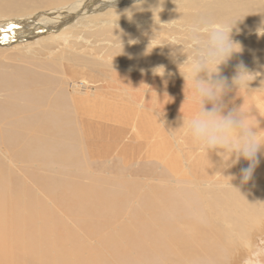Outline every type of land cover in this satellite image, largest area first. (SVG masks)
Returning a JSON list of instances; mask_svg holds the SVG:
<instances>
[{
	"label": "rangeland",
	"instance_id": "1",
	"mask_svg": "<svg viewBox=\"0 0 264 264\" xmlns=\"http://www.w3.org/2000/svg\"><path fill=\"white\" fill-rule=\"evenodd\" d=\"M252 27H254V25H252ZM94 41L97 42L96 39H94ZM81 47L84 49L82 52L84 60L85 59H95V63L90 68H86L85 70L97 69V71H99L101 69V68H98V65L101 63L99 61V58L106 56L104 54L102 55L100 51V48L102 46L101 45L99 46L89 45L87 44V42H85ZM245 51H246L245 48L242 47L241 52L234 53L232 57L233 56L235 57L229 59L226 64H223L220 66L221 76L224 78H227L229 84H231L232 77L236 75L237 67L240 65V62H239L240 60L238 61L237 58L243 57V61H246L244 63L242 62L245 67L248 64L247 63V59H248L250 60V63L252 62L251 65L249 64L250 67L248 68V70L250 72L252 71V73H254L256 77L255 80L252 81L253 84L250 83V87L252 86L251 89L255 90V89L260 88L262 82H264V76L261 75V74H264V71L262 69H259L260 63L264 65V58L262 57L256 58L254 56L244 55L243 53ZM7 55H8V59L7 61L3 63L1 68L5 69V71L9 75L15 74L16 72L15 69L17 68L21 69V68L30 67V66L31 68L37 66V70L39 72L49 69V66L47 67V65H50L49 63L50 58L49 59H39L35 55L30 54L27 51L20 52V50L12 51L11 53H7ZM249 57L255 59V62L253 63L252 59H250ZM47 60H48V63H47ZM113 60L115 61L117 60L116 56L112 57L111 61ZM65 67H66L65 70H68L67 65H65ZM134 69L141 70L144 72V74H142L141 76L135 70L126 72L125 69L123 70L116 69L117 71L114 73H115V76L118 77V79L113 80L112 82H109L112 86H117L119 84L120 88H113L114 90L125 89L132 95V97L126 100L127 101L126 105L130 107V110L126 112L124 116H121L116 113L114 114L113 111H107V110H105L101 115H97V116H93V115L91 117L88 115L78 116L76 113L72 111L69 116V119H70L68 121L69 124L66 125L65 127L56 128V127H45L42 125H36L33 128H31L32 126L23 127L18 131L17 129H14L13 127H9L7 128L9 130L8 133H5L6 128L0 129V137H7L8 134L15 133L16 131L19 134V136L22 137L19 143H16L17 141H12V142L3 141L2 142L0 140V148H1V152H0V156H1L0 157L1 159L0 160V192L1 193L0 194L3 195V196L2 195L0 196L1 198L0 207L1 205H4L6 202L8 205V206L6 205L4 208L5 210H7L6 208H8V210L5 212H4L3 207H1L2 209L0 208L2 210V212L0 210V214L2 215L0 221L5 222L8 217V221L11 222L10 220H13L12 218H14L12 214L14 215L15 213L16 217L14 219L16 222H14V220L12 222L15 223L17 227H20L21 225V227L18 228L17 231H15L17 227L14 228L15 225L12 222L11 223L14 226L9 225V222L6 221V226L8 225L7 227H2L4 226L3 224L5 223L0 222L1 223L0 227H2L3 229L5 228L4 230H7L6 232L7 237L4 235V238L6 237L5 240L7 239V241L3 240L4 238H2L4 234L3 233L4 230L3 232H0V236H1L0 239H2V241L0 240V244L1 243L4 244V246L3 247L0 246V248L1 247L4 248L6 245V248L4 249H6V252L8 253V254L5 253L4 255V256H7L6 258H8V259L4 258L6 262L5 260L0 259L1 262L3 260V264L5 263L6 264H40V260L42 259V257H43V260H41V264L42 263L44 264V261H45V264L53 263L51 260L52 258H55L57 260V261L55 260L57 264H133V263L143 264L147 262L148 260H152L151 258H154V257L156 258V256L158 255L160 256L163 254L164 256V253L166 251H167L166 252L167 256L169 253L170 254L169 257L173 258L172 261L174 263L175 261L174 259H177L174 254H177L180 256L182 251L176 252L175 249L168 251L169 244L166 245L167 242H165L164 245L162 244V241L164 242L166 239H165L164 234L161 235V233L162 231H164V226L170 225L171 224L170 222L172 221V220H169L170 219L169 217L167 219V215L169 213L167 211L180 207L179 204L176 203L177 201L178 203H180L181 206L184 207L183 205L184 200L182 197L185 195H188L187 193L191 191L188 188L189 185L186 187V183H184L185 189H183L182 188L183 186H180L179 183L193 182L194 179L201 183V179L204 180V179H209V178L210 179L217 178L218 182H222V183L223 181L224 183L230 182L231 184H233V186H238L240 184H243L242 183V170L245 169V164H244L245 162H243L244 160L243 158H240L239 161L235 165L228 168V171H226L227 172L226 175H225L226 172L224 170L222 173L224 175L223 176L220 172H217L219 169L215 170V168H217L218 161H220V157L217 155L216 151L214 150L211 151L208 157V150L200 146L197 147V144H195L191 140L190 136L187 134L186 123L188 119H190L195 114V108L194 106L190 104L189 99H188V97L190 96V83L187 80H184L183 76H180L183 79L181 78L173 79L172 78L171 80V78L167 79L164 76L157 77L158 79H156L153 76L146 75L144 69L139 68L137 65H135ZM61 73H63V70H61ZM134 73H136L137 75ZM95 75L98 76V73H95ZM40 81L41 80H38V79H29V84L31 83H36V84H31V86H27V89L32 90L33 92L36 93L37 91H42L43 89L49 87L48 89H49L50 95L48 97V100L46 101L45 104L42 103L41 106L39 105L40 112L42 113L44 112L45 105L49 106L50 100H55V98L57 97L56 95L57 92L54 91L53 86L50 87L48 83H43ZM255 81L256 83L258 82L259 84L258 83L256 84ZM59 82L60 80L55 81L57 85ZM135 84H136V87L134 86ZM87 85L89 84H86V86ZM104 85H105L104 83H98L97 87H101ZM68 87H69V90H72L70 91V93L73 96L77 94H82V95L84 94V89L82 90V92L80 91V93H77L79 91L71 88V86H68ZM55 88H60V87L55 86ZM62 88H60L59 91H61ZM147 88L150 89V92H149L150 94L145 95L143 94V91H145ZM137 89L140 91H137ZM5 92L6 91L0 92V104H4L6 101H9L8 100L10 97L8 96L9 92L7 93ZM101 92L105 93L106 91L102 90ZM90 93H92V91H87L86 93L89 96V101H91V97L97 100L102 99L101 95L91 96ZM6 94H7V97L5 96ZM86 94L80 97L84 98ZM137 94L139 96H137ZM150 97L152 98L150 99ZM139 99H140V102H139ZM24 100L25 99L20 100L18 102L19 105L21 104L20 107L22 108L26 105V102H24ZM225 102L228 104L229 110L237 108L241 105L244 110H248L250 107L255 106V108L258 110L259 115L260 114L262 115H260L261 116L260 117L258 113H256L255 111H253V114L257 115V119L260 123V127L264 128V91L256 90L252 93L251 96H249L244 91H241L240 93H238V90L233 89L229 93V95L225 97ZM207 107L210 108L211 106L208 105ZM58 113L62 115L63 112L62 110H59ZM127 118H128V122L125 123V120ZM183 121H184V124L182 125ZM169 129H177V136L180 138L178 141H174L169 136V133H168ZM260 134L261 136H264V129H260ZM43 142L47 143L50 147H54L55 149H60L61 154L65 153L63 157H65V155L67 156L69 155V161L67 162L60 161L61 155L59 156L55 154V156H48V157L39 155L38 147ZM173 145H174V148H173ZM75 150L77 152H75ZM3 154L5 156L6 155L8 156V157L6 156V159L10 160L12 164L7 162V160L3 157ZM198 155L201 156L202 160L198 158L197 159V165H198L197 171H196V167H193V170L191 171L189 169V166L190 164H195L196 157L190 158L189 156L198 157ZM183 156H184V159L187 161V163L186 161H184ZM257 158H258V155H257ZM24 159L25 160L27 159V160L24 161ZM182 160H183V163H182ZM52 161L54 164L51 163ZM258 161H259V158H258ZM49 162L51 163V165ZM73 163L76 166L75 165L73 166ZM90 163H92V165H90ZM28 164L29 165L31 164V165L28 167ZM58 164L62 167H60ZM64 165H65V169H64ZM70 165H71V168L73 167L74 168L71 169ZM79 165L81 166L84 165V166L80 167ZM86 166H88V168ZM84 167H86L87 170ZM15 169L16 171H14ZM74 169H78V170L76 171ZM83 170H85V172ZM24 171L25 172L27 171L26 173L27 174L30 173V174L25 175ZM79 171L82 173L84 172L86 175L80 173ZM95 173L96 174L98 173L97 175L98 176L101 175V176L98 177L95 175ZM48 175L50 176V178ZM227 176H232L234 178L230 181L231 178ZM26 180H28L29 182ZM31 181L33 183H31ZM55 182H56V185L54 184ZM65 183H67L68 185ZM109 183H113V185ZM117 185L118 187H116ZM73 186L76 188H74ZM122 186L123 187L125 186V189ZM32 187L33 188L35 187V188L33 189ZM56 187L58 190L56 189ZM65 188H67V190L71 188L70 189L71 191H66ZM29 190H32V191H30L29 193ZM241 190L243 189L242 188L239 189V191ZM41 191L43 194L41 193ZM65 191L66 193H64ZM128 192H129L128 195H130L131 197L127 195ZM225 192L228 193V190L222 191L221 195ZM241 192L243 193V191ZM72 193L74 195H71ZM214 193L213 194L215 196L219 195L218 191H215ZM61 194L63 195L61 196ZM69 194H70V197H72V200H70L71 199L70 197H67L69 196ZM80 194H82V196ZM90 194H92V196H90ZM43 196L44 197L46 196V197L44 198ZM3 197H4V202H3ZM12 197L13 198L17 197V198H14L15 201H17L18 197H20L18 199V203H16L14 199H12ZM39 197H40V200H39ZM168 197L172 199L167 201ZM42 198H44L45 201ZM48 198H51V199L49 200ZM173 198H175V200ZM61 199H62V202H64L63 206L61 205L62 202L60 203ZM131 199H132V202H131ZM22 200L26 204L22 203L23 202ZM1 201L3 202V204ZM89 201H92V202H89ZM112 201L113 202L116 201L115 202L116 205ZM19 202H21L20 208H18L20 206ZM54 202L56 203V206L53 205ZM66 202L68 203L67 205H65ZM80 202L81 204L83 203L84 204L81 205ZM174 202L176 203V205ZM90 203H92V205ZM10 204H13L14 206L11 205L9 207ZM37 204H41L43 206V209H41L40 208L41 206ZM79 204L81 206V211L84 212V214L81 211L80 212L78 211L79 215H76L77 213H74L73 211H76ZM34 205L36 209L32 207ZM57 205L61 206V208L58 206L59 208L57 209ZM68 205H70L71 208L74 206L75 210H72L73 208L71 209L70 206ZM111 205L113 206L111 207ZM29 206H31V208L34 209L35 211L29 210L30 208ZM45 206H46V209L48 208L47 209L48 214H46L47 210L45 209ZM92 206L94 209L92 208ZM126 206L127 207L129 206V207L126 208ZM134 206H135V210H134ZM168 206H169V209H167ZM90 207L92 209H90ZM107 207H110L114 210H111L110 208L105 209ZM11 208H12V211L15 209L16 212L14 211L11 214ZM123 208L126 210H124ZM51 209L53 210L51 211ZM54 209L57 210V212ZM60 209L63 212H61ZM122 209H123V212H122ZM39 210H41L42 213H40L41 211L39 212ZM68 210H72V211L68 212ZM77 210H80V209L78 208ZM91 210H92V213H91ZM98 210L100 213L98 212ZM105 210H108L107 213L103 212ZM140 210H143V211H140ZM28 211H31V212H28ZM32 211L35 212V214ZM64 211L67 212L66 214L68 216L64 214L65 213ZM135 211H138V212L134 213ZM155 211L158 214H156ZM3 212L5 213V215L6 213L8 215L4 216V214H2ZM52 212H55L53 214L55 215V218L58 216V219H53L54 215L52 216ZM160 212L163 214V216ZM26 213L28 214L26 215ZM116 213H118V216ZM32 214L36 216L31 217ZM95 214H97V216ZM25 215H26V218L28 217L27 219L22 218ZM37 215L39 217H37ZM82 215L84 216L81 217ZM9 216L11 219L9 218ZM255 216L256 218H259L258 214L254 215L253 217ZM90 217L92 219L95 218L93 219L94 223L93 222L90 223L91 221L89 222ZM17 218L19 219V223H18ZM39 218L40 219L42 218V219L39 221L38 220ZM63 218L65 220H63ZM68 218L70 220H67ZM76 219H80V220L83 219L82 221L84 222L82 221L81 222L84 224H82L80 220H79V223L80 225L82 224L84 226H80L79 224L77 226L78 220L75 221ZM84 219H86L88 223L85 222L86 220ZM212 219H213L214 225H218V224L221 225V222L218 219L216 218H212ZM262 219H264V216L260 217V220H259V224L260 226L262 225V227L255 228L251 232V235L254 236V238H252L255 241L254 247L249 249L246 255L244 254L246 252L244 250H240L242 254L240 253V251L236 252V256L235 255L234 256L237 258L230 260L231 261V262L229 261L230 264H264V220L262 221ZM22 220H25V221L27 220V222L31 221V223H25L24 221L22 222ZM20 221H21V224H20ZM55 221L57 222L58 225L53 224V222L56 223ZM44 222L47 225V229H46V226L44 225L45 224ZM260 222L263 224H261ZM32 223L35 226H33ZM65 223H66V226L64 225ZM27 224L28 226L30 225V228L31 226L32 228L34 227L35 228L34 231H32V229L30 228H29L30 231L29 230L26 231V229H28V226H26L27 227L26 228L25 225ZM48 224L50 225V227H52V229L48 226ZM119 225L121 228L119 227ZM122 225L125 228L124 227L122 228ZM53 226H56V227L54 228ZM59 226L61 228H59ZM62 226L63 227L65 226V227L63 228ZM2 228L0 229L2 230ZM6 228H9V229H6ZM65 228H68V229H65ZM54 229L56 230V232L58 231V235ZM24 230L26 234H23ZM217 230H218L217 228H216V231H215V228L211 229V233H209V235L214 234L213 236L216 239L217 238L219 239ZM28 231L30 232V234L28 233ZM14 232L16 233V235L18 232L20 233V234L18 233L19 240L13 237L15 236ZM53 232H55L56 236H53L55 235ZM178 232H182V229L181 228L177 229L176 233ZM260 232H262V235ZM27 233L29 235H27ZM148 233L150 236L148 235ZM153 233H155V235H153ZM10 234L11 235L14 234V235L11 236ZM23 235H26L27 238L26 236L24 237ZM44 236L46 238H44ZM147 237H149V240L151 237V240L149 241ZM152 238H154L155 241H157L156 239H158V241L161 242V243L159 242L160 245H158V247L156 248H159L160 250L163 247L162 248L163 251L165 250L164 253H161V254L159 253L160 251H162V249L159 252H158V249H157V252L155 251L156 248H154L153 245L156 244L157 242H153ZM257 240H259V242ZM3 241L5 242L3 243ZM149 243H151L152 245ZM10 246H11V249H10ZM122 246L123 247L125 246V248H123ZM121 247L123 249H121ZM150 247H151V250H150ZM12 248L14 249L12 250ZM24 248L26 249V251H24ZM131 248H133V250ZM146 248L149 249L150 253L147 252L148 249L146 250ZM4 249L2 250L0 249L1 251L0 255L4 254L5 252ZM153 250L157 254H153L154 253ZM2 251L4 252L2 253ZM12 251L14 252V254H17V252L19 254L22 251L26 253L21 254V257L20 255L17 254L18 257H16V255L12 254ZM82 252H83V255H81ZM10 253L12 254L11 255L12 257L10 256ZM61 253L63 255H61ZM151 253H152L151 256L153 257L150 256ZM123 254L124 256H122ZM127 254H129V256H132V257H129ZM140 254L142 255L138 256ZM30 255H31V258H30ZM2 256L3 255H1V257ZM145 257H147L148 260L147 259L145 260ZM17 258H20L18 259L20 261H18ZM44 258L47 260H45ZM136 259L137 260L144 259V260H142L141 263H139L140 260L138 262ZM163 259L165 260L166 258H163ZM164 260H162V262ZM1 262L0 264H2ZM165 262H169L172 264L171 261H165ZM147 264H151V263L147 262Z\"/></svg>",
	"mask_w": 264,
	"mask_h": 264
},
{
	"label": "bare ground",
	"instance_id": "2",
	"mask_svg": "<svg viewBox=\"0 0 264 264\" xmlns=\"http://www.w3.org/2000/svg\"><path fill=\"white\" fill-rule=\"evenodd\" d=\"M201 16L207 17L216 23L223 22L224 20H226L228 18H233V17L239 18L240 20H238L236 22L235 27L232 29L231 39L233 41L239 42L241 44V46L243 48H245L246 51L243 53L244 55L254 56L256 58H261V57L264 58V0H163V2H161V0H0V92H3V91H6L5 93L9 92L8 96H10L8 99L9 101H6L4 104H0V129L6 128L5 133H8L9 130L7 128H9V127H13L14 129H17V131L23 127H31L32 126L31 128H33L36 125H42L45 127H56V128L65 127L66 125L69 124L68 123V121L70 120L69 116H70L72 111L74 113H76L78 116H80V115H88L90 117L92 115L97 116V115H101L105 110L113 111L114 114L116 113V114H119L121 116H124L126 114V112H128L130 110V107H128L126 105V103H127L126 100L129 99L130 97H132V95L125 89L114 90L113 88H120L119 84L117 86H112L109 83V82H112L113 80L118 79V77L115 76V73H114L117 71L116 69H119V70L125 69L126 72L127 71L130 72V71H134L135 70L134 67H135V65H137L139 68L144 69L146 75L153 76L156 79H158L157 77H160L161 75L155 74L153 70L158 66H164L165 73L163 76L165 78H167V79L171 78V80H172V78L173 79L181 78L180 76H182V75L180 74V71H179V64L182 63L187 58V55L182 52V49H184V51L186 53L189 50V45L187 43H185L182 39L183 33L181 31V24H182V21H192V20L197 19ZM11 24H16L17 27L11 28L10 27ZM252 25H254V27H252ZM94 39H96L97 42H95ZM85 42H87V44H89V45H97V46L101 45L102 46L100 48V51H101L102 55L104 54L106 56L99 58V61L101 62L98 65V68H101L99 71H97V69L85 70L86 68H90L95 63V59H85L84 60V57L82 55V52L84 49L81 46ZM19 50H20V52L27 51L30 54L35 55L39 59H49L50 58L49 59L50 65H47V67L49 66V69L42 71V72H39L37 70V66L34 65L35 67H33V68H31V66L21 68V69L17 68V69H15L16 70L15 74L9 75L5 71V69H2L1 67H2L3 63L5 61H7V59H8L7 53H11L12 51H19ZM51 56H53V57H51ZM113 56H116V58H117L116 61L115 60L111 61ZM233 57H235V56H233ZM233 57H231V58H233ZM237 59H238V61L240 60L239 61L240 64H243L244 62H246V61H243V57H238ZM250 59H252L253 63L255 62V59H253V58H250ZM238 61H237V63H238ZM47 63H48V60H47ZM247 63L248 64L246 65V68L248 69L252 62L250 63V60L247 59ZM65 65H67L68 70H65V68H66ZM259 65H260L259 69H262L264 71V65L262 63H260ZM104 67H106V68H104ZM61 70H63V73H61ZM101 70H103V71H101ZM135 71H137L141 76H142V74H144V72L141 70H135ZM181 71L183 72V68H181ZM95 73H98V76H96ZM134 74H136V73H134ZM261 75L264 76V74H261ZM138 77H140V76H138ZM29 79H38V80H41L40 82L48 83V85L50 87L53 86L54 91L57 92L56 93L57 97L55 98V100H50L49 106L45 105L46 108L44 107V112H42V113L40 112L39 105L41 106L42 103L45 104L46 101L48 100V97L50 95L49 89H48L49 87L43 89L42 91H37L35 93L32 90L27 89V86H31V84H36V83L29 84ZM181 79H183V78H181ZM56 80L57 81L60 80L58 85L55 83ZM98 83H104L105 85L101 86V87H97ZM147 83H149V82H147ZM255 83H256V81H255ZM255 83H254V85H255ZM86 84H89V85L86 86ZM55 86H59L60 88H62L63 86L64 87L62 88L61 91H59L60 88H55ZM68 86H71V88L79 91L77 93H80V91L82 92L83 89H84V94H86L87 91H92V93H90L91 96L92 95H98V96L101 95L102 99L97 100V99H94L91 97V101H89V96L87 94L85 95L84 98L80 97V96H83L84 94L83 95L77 94V95L73 96L70 93V91H72V90H69ZM134 86L136 87V84ZM41 87H43V86H41ZM250 88H252V86ZM75 90H73V91H75ZM102 90H105L106 92L102 93L101 92ZM137 91H140V90L137 89ZM13 92H15V93H13ZM149 92H150V89L147 88L145 91H143V94H145V95L150 94ZM5 96L7 97V94ZM137 96H139V95L137 94ZM149 96H151V95H149ZM44 98H45V100H44ZM147 98H148V96H147ZM151 98L152 97H150V99ZM246 98H247V96H246ZM23 99H25L24 102H26V105L22 108V107H20L21 104L19 105L18 102L20 100H23ZM148 100H149V98H148ZM86 101H88V102H86ZM139 102H140V99H139ZM249 105H251V104H249ZM59 110H62V112H63L62 115L58 113ZM260 115H262V114H260ZM127 122H128V118L125 120V123H127ZM17 131L15 133L8 134L7 137H0V140L2 142L3 141H6V142L17 141L16 143H19V141L22 139V137L19 136ZM31 145H32V143H31ZM38 148H39L38 149L39 155H41V156L48 157V156H55V154H56L59 156L61 155L60 161H62V162L69 161V155L68 156L65 155V157H63L65 153L61 154L60 149H55L54 147H50L47 143L43 142L42 144H40V146ZM173 148H174V145H173ZM0 152H1V148H0ZM35 152H37V151H35ZM63 152H64V150H63ZM75 152H77V151L75 150ZM182 155H183V153H182ZM6 156L3 154V157L5 159H6ZM180 157H181V155H180ZM189 157L190 158L196 157L195 158V164L196 165L189 163L190 164L189 169L192 171L193 167H196V171H197V168H198L197 159L199 158L200 160H202L201 156L198 155V157L197 156H189ZM258 158H259V163L255 167L251 179L247 183H243V184H240L238 186H233V184H232V186L237 188V189L242 188L243 190H241V191H243V193L241 191H239V189L238 190L233 189L228 182H225V183H224V181H223V183L218 182L217 178H211V179L209 178V179H204V180L201 179V183L199 181H196L195 179L193 180V182L179 183L180 186H183L182 187L183 189H185L184 183H186V187L189 185L188 188L191 191H189L187 193L188 195L183 196V194H182V196H183L182 198L184 200V203H183L184 207L181 206L180 203H178V201H177L176 203L179 204L180 207H177V208L174 207L175 209L167 211V212H169L168 215L165 213L167 215V219L169 217L170 218L169 220H172V221L171 222L169 221L171 223L170 225L164 226V231H162L161 235L164 234L165 239H166L164 242L162 241V244L164 245L165 242H167L166 245L169 244L168 245L169 249L167 248L168 251L175 249L176 252L182 251V253L180 256L177 254H174L177 259H174L175 261L173 263V261H172L173 258L169 257V255H170L169 253L167 256V254H166L167 251L166 252H165V250L163 251V249H162L163 247L161 248V246H160L162 251H160L161 249L159 250V248H156V247H158V245H160L161 242L158 241V239H156L157 241H155L154 238H152L153 242H157L156 244L153 245L154 248H156L155 251L157 252V249H158V252L160 251L159 252L160 254L164 253V252L165 253H164V256L162 254L160 256L159 255L156 256V258L155 257L151 258L152 260H148L147 257H145V260L147 259L148 260L147 262H150L151 264H171V263L165 262V261H171L172 264H230V262H231L230 260L237 258V257H235L236 252H238L240 250H244L246 252L244 253V251H243V253L246 255V253H248L247 251L249 249H251L252 247H254V245H255V243H254L255 241L252 239V238H254V236L251 235V232L255 228H261L262 227V225L260 226V224H259V220H260V217L264 216V169L261 168V166H260L261 164H264V150H261V152L258 153ZM37 159H39V158H37ZM183 159H184V156H183ZM26 160L24 159V161H26ZM49 160H47V161H49ZM184 161H186V160L184 159ZM7 162L12 164V162L10 160H7ZM243 162H245L244 163L245 168H247L249 166V162L245 159L243 160ZM51 163H53V161ZM51 163H50V165H51ZM87 163H88V161H87ZM92 163H90V165H92ZM182 163H183V160H182ZM186 163H187V161H186ZM21 165H22V163H21ZM30 165L28 164V167ZM74 165L75 164L73 163V166ZM87 165H89V164H87ZM79 166L82 167L84 165H82V166L79 165ZM31 167H33V166H31ZM60 167H62V166H60ZM86 167L88 168V166H86ZM86 167H84V168H86ZM70 168H71V165H70ZM73 168H71V169H73ZM87 168H86V170H87ZM89 168H90V166H89ZM185 168H187V167H185ZM64 169H65V165H64ZM217 169H218V167L215 168V170H217ZM74 170L77 171L78 169H74ZM14 171H16V169ZM83 171L85 172V170H83ZM226 171H228V169H226L225 172ZM26 172H25V175L27 174ZM84 172L83 173L80 172V173L85 174ZM199 172H200V170H199ZM29 174H27V175H29ZM97 174L95 173L96 176H98ZM226 174H227V172L225 173V175ZM99 176H101V175H99ZM49 178H50V176H49ZM52 178H53V176H52ZM26 181H28V180H26ZM75 181H77V180H75ZM24 182H25V180H24ZM31 183H33V182L31 181ZM67 183H65V184H67ZM218 183H220V184H218ZM54 184L56 185V182ZM109 184L113 185V183H109ZM19 185H20V183H19ZM48 186H50V185H48ZM59 187H60V185H59ZM116 187H118V185ZM19 188H20V186H19ZM23 188H24V186H23ZM74 188H76V187H74ZM123 188L125 189V186ZM188 188H187V190H188ZM56 189H57V187H56ZM65 189H66V191H71L70 190L71 188L68 190H67V188H65ZM49 190H51V189H49ZM114 190H115V188H114ZM227 190H228V193L225 192L226 194L223 193L221 195L222 191H227ZM30 191H32V190H29V193H30ZM66 191L64 193H66ZM75 191H76V189H75ZM215 191H218V193H219L218 196L214 195V194H216V193H214ZM79 192H80V190H79ZM41 193H42V191H41ZM76 193H77V191H76ZM38 194H36V195H38ZM74 194H75V192H74ZM74 194L72 193L71 195H74ZM128 194H129V192L127 193V195ZM1 195L2 194H0V196ZM4 195H5V193H4ZM62 195L63 194H61V196ZM66 195H68V194H66ZM80 195L82 196V194H80ZM90 196H92V194H90ZM128 196H130V195H128ZM136 196H137V194H136ZM138 196H139V194H138ZM67 197H70V194ZM169 197H168L167 201L172 199ZM14 198H17V197H14ZM14 198L12 197V199H14ZM19 198L20 197H18V199ZM44 198H42V199L44 200ZM70 198H71L70 200H72V197H70ZM18 199H17V201H15V199H14V201L16 203H18ZM48 199L50 200L51 198H48ZM134 199H135V197H134ZM173 199L175 200V198H173ZM0 200H1V198H0ZM39 200H40V197H39ZM56 200H57V198H56ZM63 200H65V199H63ZM5 201H6V199H5ZM10 201H11V199H10ZM3 202H4V197H3ZM3 202H2V204H3ZM61 202H62V199L60 200V203ZM89 202H92V201H89ZM115 202H113V203H115ZM123 202H122V204H123ZM131 202H132V199H131ZM22 203H25V202L23 201ZM86 203H87V201H86ZM164 203H165V201H164ZM176 203H175V205H176ZM41 204H37V205H40L41 206L40 208L43 209V206ZM63 204H64V202L61 203L62 206H63ZM67 204L68 203L66 202L65 205H67ZM80 204H81V202H80ZM80 204H79V206H80ZM83 204H81V205H83ZM90 204L92 205V203H90ZM6 205H7V202L4 205H1V207H3V209H4ZM11 205L14 206L13 204H10L9 207ZM19 205H20L19 207L17 205L18 208L21 207V202H19ZM53 205L56 206V203L54 202ZM70 205H68V206H70ZM72 205H73V203H72ZM108 205H109V203H108ZM115 205H116V203H115ZM58 206L59 205H57V209L59 207L61 208V206H59V207ZM71 206H70V208H71ZM79 206H78V208L80 210H77L78 209L77 208L76 211H73L74 213H77L76 215H79V212L81 211V206L80 207ZM112 206L113 205H111V207ZM130 206H131V204H130ZM135 206H134V210H135ZM29 207L31 208V206H29ZM32 207L35 208V205ZM128 207L126 206V208H128ZM30 208H29V210H34V209H32V208L30 209ZM72 208H71L72 210H75L74 206ZM92 208H93V206H92ZM92 208L90 207V209H92ZM109 208L110 207H107L105 209H109ZM6 209L8 210V208H6ZM45 209H46V206H45ZM83 209H85V208H83ZM110 209L114 210L112 208H110ZM123 209H122V212H123ZM167 209H169V206ZM7 210L4 209V212ZM52 210L53 209H51V211ZM72 210H68V212L72 211ZM124 210H126V209H124ZM143 210H140V211H143ZM14 211H15V209L12 211V208H11V214ZM40 211L41 210H39V212ZM55 211L57 212V210H55ZM60 211H61V209H60ZM107 211L108 210H105L103 212L107 213ZM128 211H130V210H128ZM1 212H2V210H1ZM4 212L2 214H4V216H7L8 214L6 213V215H5ZM28 212H31V211H28ZM47 212H48V210L46 211V214H48ZM61 212H63V211H61ZM98 212H99V210H98ZM136 212H138V211H135L134 213H136ZM33 213L35 214V212H33ZM40 213H42V211ZM53 213H55V212H52V216L54 215ZM66 213L67 212H65L64 214H66ZM82 213L84 214V212H82ZM91 213H92V210H91ZM124 213H125V211H124ZM27 214L28 213H26V215ZM116 214L118 216V213H116ZM156 214H158V213L156 212ZM256 214H258L259 218H256V216L253 217ZM9 215H10V213H9ZM14 215H15V213H14ZM14 215L12 214V216L15 218L16 215L15 216ZM26 215L22 218H26ZM80 215H81V213H80ZM95 215L97 216V214H95ZM32 216L35 217L36 215L32 214L31 217ZM45 216H44V218H45ZM83 216L84 215H82L81 217H83ZM162 216H163V214H162ZM1 217H2V215L0 216V220H1ZM37 217H39V216L37 215ZM92 217H94V216H92ZM211 217L218 219L221 222V225H219V224L214 225L213 219ZM9 218H10V216H9ZM14 218H12V219L14 220V222H16ZM112 218H114V217H112ZM41 219L39 218L38 220L40 221ZM53 219H58V216L55 218V215H54ZM60 219H59V221H60ZM93 219H95V218H93ZM93 219L90 217L89 222L91 221L90 223H92V222L94 223ZM216 219H214V220H216ZM13 220H10V221L12 222ZM17 220L19 223L18 218H17ZM28 220H30V219H28ZM63 220H65V219L63 218ZM67 220H70V219L68 218ZM71 220H72V218H71ZM77 220H78V223L77 222L76 223L78 226V224L80 225V223H79L80 219H76L75 221H77ZM82 220L83 219H81L80 222ZM84 220H86V219H84ZM164 220H165V218H164ZM263 220L264 219H262V221ZM6 221L9 222L8 217H7ZM6 221L5 222L0 221V222L5 223V224H3L4 226H2V227L8 226V225L6 226ZM23 221L25 223H31V221L27 222V220L26 221L22 220V222ZM152 221H153V219H152ZM11 222H9V225H13V224L15 225V223L12 222L13 223L12 224ZM72 222H73V220H72ZM82 222H84V221H82ZM85 222H87V220ZM20 224H21V221H20ZM20 224H18V225H20ZM53 224L55 225V224H57V222L56 223L53 222ZM59 224H60V222H59ZM82 224H84V223H82ZM82 224L80 226H84ZM159 224H158V226H159ZM261 224H263V223H261ZM32 225H33V223H32ZM44 225L46 226V229H47L46 223ZM61 225H62V223H61ZM64 225L66 226V223ZM68 225H69V223H68ZM85 225H87V224H85ZM0 226H1V223H0ZM26 226H28V224L25 225V227ZM33 226H35V225H33ZM48 226L50 227L49 224H48ZM148 226H149V224H148ZM2 227H0V228H2ZM10 227H12V226H10ZM16 227L17 226L15 225L14 228H16ZM20 227H21V225H20ZM20 227H17L15 229V231H17L18 228H20ZM53 227L55 228L56 226H53ZM119 227H120V225H119ZM123 227L124 226L122 225V228ZM29 228H30V225L28 226V229H26V231L29 230ZM50 228L52 229V227H50ZM59 228H61V227L59 226ZM68 228H65V229H68ZM179 228L182 229V232L176 233L177 229H179ZM213 228H215V231H216V228L218 229L217 234H218L219 239L218 238L216 239L213 236L214 234L209 235V233H211V229H213ZM4 229L3 228H2V230L0 229L1 230L0 232H3ZM6 229H9V228H6ZM30 229H32V231H34L35 228L34 227L32 228V226H31ZM57 229H58V227H57ZM71 230H73V229H71ZM122 230H124V229H122ZM20 231H21V229H20ZM29 231H28V233L30 234ZM160 231H161V229H160ZM6 232H7V230H4V232H3L4 234H3L2 238H4V235L7 237ZM55 232H56V230H55ZM55 232H53V233L55 234ZM18 233L16 235V233L14 232L16 237L13 236L14 234L13 235L10 234V235L13 236L14 238L18 239V236H19ZM28 233H27V235H29ZM56 233L58 235V231ZM260 233L262 235V232H260ZM23 234H26L25 230L23 231ZM148 235H149V233H148ZM153 235H155V233H153ZM23 236L25 237L26 235H23ZM53 236H56V234ZM13 237H11V238H13ZM157 237H159V236H157ZM0 238H1V236H0ZM5 238L3 240H5ZM26 238H27V236H26ZM44 238H46V237L44 236ZM147 238L149 240V237H147ZM0 240L2 241V239H0ZM150 240H151V237H150ZM5 241H7V239ZM5 241H3V243ZM257 241L259 242V240H257ZM149 244H151V243H149ZM155 245H157V246H155ZM0 246L3 247L4 244L1 243ZM148 246H150V245H148ZM2 247L0 248L1 250L6 248V245L4 248H2ZM122 247H121V249L125 248V246L123 248ZM151 247H150V250H151ZM10 249H11V246H10ZM13 249L14 248H12V250ZM131 249L133 250V248H131ZM147 249L148 248H146V250ZM4 250H5V252L2 251V253L4 252V254H1L3 256L1 257V255H0V257H1L0 259H3V260L8 259V258H6L7 256H4L5 253H7L6 249H4ZM24 251H26L25 248H24ZM24 251H22L19 254L17 252V254L20 255V257H21V254L26 253ZM10 252H11V250H10ZM147 252L150 253L149 249L147 250ZM153 252H154V250H153ZM62 253H61V255H63ZM240 253H241V251H240ZM12 254L16 255V257H18L17 254H14L13 251H12ZM12 254L10 253V256ZM57 254H58V252H57ZM153 254H157V253L154 252ZM81 255H83V252ZM127 255L129 256V254H127ZM141 255L142 254H140L138 256H141ZM151 255H152V253L150 254V256ZM122 256H124V254ZM129 257H132V256H129ZM151 257H153V256H151ZM162 257L166 258V259L164 260ZM30 258H31V255H30ZM47 258H48V256H47ZM161 258H162V260H164L163 262H162ZM248 258H250V257H248ZM18 259H20V258H17V260ZM49 259H51V258H49ZM140 259H138V260L136 259V260L139 262ZM3 260H2V262L0 261L2 264H3ZM14 260H16V259H14ZM41 260H43V257ZM41 260H40V264H41ZM45 260H47V259H45ZM51 260L53 263H49V264H57V262H55V260H56L55 258H52ZM142 260H144V259H142ZM142 260H140L139 263H141ZM10 261H11V259H10ZM18 261H20V260H18ZM5 262H6V260H5ZM8 262H9V260H8ZM147 262H145L143 264H147ZM44 264H45V261H44Z\"/></svg>",
	"mask_w": 264,
	"mask_h": 264
},
{
	"label": "clouds",
	"instance_id": "3",
	"mask_svg": "<svg viewBox=\"0 0 264 264\" xmlns=\"http://www.w3.org/2000/svg\"><path fill=\"white\" fill-rule=\"evenodd\" d=\"M238 20L233 17L216 23L201 16L192 21H182V39L189 45V50L186 53L182 49L187 58L179 64V71L184 80L190 83L188 99L195 108V114L186 123L187 134L195 144L208 150V157L211 151H216L220 157L217 172L221 174L240 158L247 160L249 166L242 170V183H247L259 163L258 153L264 150V136L260 135V129L264 128L260 127L257 115L253 114V111L258 113L255 106L244 110L241 105L229 110L225 97L233 89L251 96L256 90L264 91V82L260 88L251 89L250 83L255 79V74L243 64L237 67L231 84L221 76L220 66L226 64L234 53L242 51L241 44L231 39L232 29ZM153 71L163 76L165 68L158 66ZM177 129L168 130L174 141L180 139ZM227 177L231 178L230 181L234 178ZM230 186L238 190L231 183Z\"/></svg>",
	"mask_w": 264,
	"mask_h": 264
},
{
	"label": "snow or ice",
	"instance_id": "4",
	"mask_svg": "<svg viewBox=\"0 0 264 264\" xmlns=\"http://www.w3.org/2000/svg\"><path fill=\"white\" fill-rule=\"evenodd\" d=\"M10 27L11 28H15V27H17V25L16 24H11Z\"/></svg>",
	"mask_w": 264,
	"mask_h": 264
},
{
	"label": "crops",
	"instance_id": "5",
	"mask_svg": "<svg viewBox=\"0 0 264 264\" xmlns=\"http://www.w3.org/2000/svg\"><path fill=\"white\" fill-rule=\"evenodd\" d=\"M198 146H200V145H197V147H198ZM261 168H263V169H264V164H261Z\"/></svg>",
	"mask_w": 264,
	"mask_h": 264
}]
</instances>
